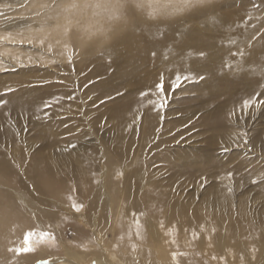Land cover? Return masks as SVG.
<instances>
[{
    "label": "rangeland",
    "instance_id": "374dc122",
    "mask_svg": "<svg viewBox=\"0 0 264 264\" xmlns=\"http://www.w3.org/2000/svg\"><path fill=\"white\" fill-rule=\"evenodd\" d=\"M177 1H161L160 10L175 6ZM212 5L219 8L217 19L222 22L215 26L209 24L203 12ZM183 7L172 8L169 18L162 21L147 18L149 23L170 26L168 32L165 31L167 35L163 31V50L160 52L131 49L124 42L127 32H121L94 51L88 48L80 55L75 43L67 60L60 56L59 61L52 64L13 67L0 74L1 82L7 87L4 91L17 95V91L23 94L28 74L33 73L32 84L39 109L32 120L30 116H9L6 128L13 124L10 126V141L14 145L3 150L12 156L23 154L26 158L22 159L23 167H28L30 158L51 159L56 184L64 188L66 194L87 204L88 209L73 203L67 206L54 200L53 194L39 193L41 199L49 200L44 206L46 216L52 217L55 224L66 221L61 228L63 238L69 244L76 239L80 228L86 231V240L104 236V247L113 241L114 233L107 228L113 227L117 219L115 213H105L107 200L104 191L108 195L110 191L107 181L101 184L100 180L102 176L106 177L104 173L111 162L122 169V179L118 181L121 190L132 192L130 199L138 191L132 190L128 181L130 173L137 176L132 172L134 166L143 172L144 187L170 183L176 192L195 189L202 192L229 176L238 185L231 187L236 194L235 203H245L253 214H264V104H259L264 100V77L254 75V68L246 69L240 65L245 61L259 60L260 66H264V0H209L202 5H193V8ZM91 13L99 12L94 10ZM139 21L142 20L132 17L133 26L141 25ZM87 25L86 22L85 27ZM187 30L195 35L181 37V34L188 33ZM118 35L121 37L116 41ZM225 47L228 57L216 55ZM172 52L176 56L172 61L177 57L192 61L195 56L204 58L206 66L196 62L198 65H190L191 71L168 72L167 56ZM247 70L253 71L249 73ZM207 71L211 73L206 74ZM189 73L196 77L203 75L205 79L187 82L175 91L169 89L176 75ZM161 75L167 92L166 106H160L162 98L155 93L153 98L143 100L138 116L126 114L123 116L124 128L118 127L121 116L114 113L115 108L136 100L141 86L152 88L151 85L160 82ZM253 98L256 103L245 110L244 101ZM151 115H155L158 125L155 123L148 128L147 134L143 128ZM187 156L193 157V162L201 164V168L187 167ZM141 159L143 162H139ZM67 169L70 175L63 172ZM194 181L198 184L193 186ZM121 209L124 212V208ZM48 212L56 214L49 215ZM48 231L45 242L56 249L59 245L51 239L56 231L52 227ZM27 250L26 246L20 247L16 254L21 255ZM53 255V263L68 264L63 249H57ZM89 259L84 263L97 264L95 256ZM45 260L38 259V264H44ZM211 263L215 260L211 259Z\"/></svg>",
    "mask_w": 264,
    "mask_h": 264
},
{
    "label": "bare ground",
    "instance_id": "6f19581e",
    "mask_svg": "<svg viewBox=\"0 0 264 264\" xmlns=\"http://www.w3.org/2000/svg\"><path fill=\"white\" fill-rule=\"evenodd\" d=\"M161 1L170 0L0 1V74L13 67L25 68L34 63L52 64L55 60L59 61L60 56L67 60L75 43L80 55L82 52L86 53L88 48L94 51L121 32H127L124 42L131 49L146 53L160 52L163 50V31L166 34L165 31L170 26L166 23H149L147 18H159L162 21L168 19L169 14L174 9L177 10L178 6L190 8L209 0H176L178 3L165 11L160 10ZM99 9L106 12H100ZM94 10L99 13L93 15L91 12ZM203 12L212 26L222 23L217 19L220 14L217 6H209L208 10ZM133 16L142 20L139 21L141 25L133 26ZM68 20H71V23H68ZM190 31L187 30L188 33L181 34V37H193L195 34ZM120 37L121 35H118L116 41ZM220 50L222 52H216V55L228 57L226 47ZM175 57L173 52L167 56L168 72L186 69L191 71L190 65H198L196 62L203 65L206 63L204 58L198 59L195 56L192 61H182L179 57L172 61ZM240 65L246 66V69L252 67L256 71L254 75L261 74L264 77V66H260L259 60L245 61ZM109 68L111 69H107ZM33 69H30V72ZM251 71L253 70L246 72ZM208 73L211 72L207 71L206 74ZM33 78V73L28 74L23 94L17 91V95H13L14 92H5L7 87L0 78V101L5 102L3 106L0 105V262L38 264V259L43 258L46 259L44 264H60L53 263L52 259L55 258V251L61 248L67 255L68 264H83L90 261L91 256H95L97 264H212L211 259L215 260L213 264H264V214H253L245 203H235L236 194L231 187L238 185L229 176L202 192L196 189L191 192H176L171 189L170 183L144 187L143 172L138 166H134L132 172L137 176L134 177L133 173H130L128 181L129 187L138 191L134 192L133 198L130 199L132 192L121 190L122 185L118 181L122 179V169L112 162L106 169L108 173H104L106 177L102 176L100 180L102 179L101 184L107 181L110 191L109 195L104 191L107 200L105 213H115L117 219L113 227L107 228L114 233L113 241L104 247V236L86 240V231L80 228L76 239L71 244L67 243L61 228L62 223L66 221L56 225L52 217L46 216L44 206L45 201L49 200L41 199L39 193L53 194L54 200L67 206L73 203L82 209H88L87 204L74 195L66 194L67 191L56 184L51 159H33L28 156L30 166L23 167V154L18 152L20 155L12 156L3 150L14 145L10 141V126L13 124H9V129L6 128L9 116H30L31 119L39 112ZM156 85H151L152 88L141 86L140 95L136 100L115 108L114 113L121 116L118 127L123 126V116L128 113L136 116L143 107V100L153 98L155 93H158ZM156 120L155 115L148 117L143 132L148 134V128H152ZM104 154L106 155V152ZM192 158L187 156L186 166H195L199 170L201 164L194 163ZM139 162H143L142 159ZM63 172L70 175L68 169ZM194 184L198 183L194 181L193 186ZM175 185L177 184L174 182L173 187ZM91 186L92 184L89 188ZM121 208H124V212ZM48 214L55 215L56 212ZM96 224L97 219L94 220V225ZM50 227L56 231L51 238L59 245L56 249L52 244L45 242ZM24 246L28 250L17 255L16 250ZM48 258L50 259L47 261Z\"/></svg>",
    "mask_w": 264,
    "mask_h": 264
},
{
    "label": "snow or ice",
    "instance_id": "6c2138e0",
    "mask_svg": "<svg viewBox=\"0 0 264 264\" xmlns=\"http://www.w3.org/2000/svg\"><path fill=\"white\" fill-rule=\"evenodd\" d=\"M153 55H155V53H153ZM203 55V54H202ZM205 77L203 75H200L199 77H196L192 74H185V75H176L175 78L173 80H171L170 84H169V89L171 91H175L177 88H181L185 83L187 82H191V83H196L199 80H204ZM156 89L157 92L159 93L160 97L162 98L161 100V107L166 106L167 104V92L165 89V81H164V77L163 75H161L160 77V82L156 85ZM142 95H144L142 93ZM69 99H74V97H69ZM3 103H5L4 101H0V105H2ZM256 103V99H248L244 101V109L246 110L248 107H250L251 105ZM259 104H264V100H260ZM259 104H257V107H259ZM245 143H247V140H245ZM71 147H75V145H71ZM224 151H228V149H224Z\"/></svg>",
    "mask_w": 264,
    "mask_h": 264
}]
</instances>
